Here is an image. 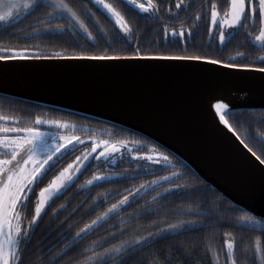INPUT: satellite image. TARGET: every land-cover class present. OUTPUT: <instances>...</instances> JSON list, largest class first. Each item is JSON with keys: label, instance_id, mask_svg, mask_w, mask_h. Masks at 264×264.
<instances>
[{"label": "trees", "instance_id": "trees-1", "mask_svg": "<svg viewBox=\"0 0 264 264\" xmlns=\"http://www.w3.org/2000/svg\"><path fill=\"white\" fill-rule=\"evenodd\" d=\"M68 2L98 39L99 34L87 9L95 13L96 19L104 26L109 38H116L117 29L88 0H68ZM106 2L113 4L122 12L133 29V45L139 38L140 47L146 54L203 55L220 59L225 63L231 61L251 64V67H264L259 60L260 56H264V48H261L254 39L259 34L258 21L256 28L251 30V36L245 33V29L240 28L233 30V34L228 36L226 42L220 44L218 25L214 26L211 23V6L216 4L217 13L222 16L230 7V0H183L181 9L175 7L179 0H152V5L159 9L158 14L162 19L147 18V14L130 10L133 6L125 5L121 0H106ZM37 3L40 6L35 11L16 16L11 20L10 26L0 25V48L28 47L30 49L28 56H58L63 55L65 49L69 55L80 51L89 53L105 51L103 42L97 47H91L92 42L78 27L75 37L70 32L53 35L42 30L35 37L23 38L25 33H31L34 28L43 29V24L39 22H47L49 19L47 13L52 10L50 4ZM141 3L151 7L148 0H143ZM169 8L179 15L175 18L170 16ZM197 14L200 16L199 20L196 19ZM57 23H63L67 27L64 20L52 21L53 25ZM165 26H167V38ZM181 27L186 31L191 30L193 35L184 38L173 36V30L179 33ZM77 41L83 47L77 46ZM113 49L116 54L124 55L131 54L134 50L133 46L124 41L115 43ZM240 52L245 53L248 58L239 57L237 54ZM109 54H112V50H109ZM0 116L8 117L13 121L9 123L8 120H0V127L51 128L57 134L80 136L85 140L84 145H79L81 150L86 145L90 146L89 137L93 141L108 140L114 143L129 141L128 151L124 149L121 153H116L115 162L111 158L99 161L90 158L82 172L77 174L74 182L53 197L50 206L45 207L38 224L30 230V238L21 241L20 247L26 246L23 252V264H45V262L77 264L85 256H91L93 251L103 253L104 248H111L113 245L121 247L122 254L128 256L126 264H231V260L226 255L225 243L229 239H234L232 259L236 264H261L259 254L254 255V253L258 239L260 247L264 248V227L240 224L238 217L246 211L211 188L176 155L144 135L96 118L2 94H0ZM37 116L43 120H61L74 124L76 130L57 129L48 124L36 125ZM226 119H229V123L241 139L264 159V109L234 110ZM135 140L155 145L159 151L165 152L172 158L171 164L133 160L132 156L138 147L134 143ZM98 151L94 155H97ZM79 155L81 151L76 150L63 156L59 160L61 163L52 168L43 182L35 187L36 195L30 197L28 207L16 209L25 224L34 214L40 189L46 187L60 170ZM106 171L116 172L118 175L94 181L91 185L85 183L93 174ZM173 171H179L181 176L172 178L171 182L159 181L151 188L141 190L139 194L130 198L128 205L110 213L94 229L88 231L83 239L75 236L85 224L90 223L124 195H128L129 191H133L142 183L169 175ZM175 184L185 187L175 189L173 187ZM81 185H84L83 188ZM166 188H172V191L165 192ZM61 205L64 207L61 208ZM221 205L223 208L220 207ZM230 205H235L236 210L226 211ZM182 221H191V223L185 224L184 229L179 232H163L154 242L146 243V246L135 251L134 254L133 247L121 243V241H131L133 238L147 237L149 232L166 229L168 224ZM226 233L231 235H225ZM94 242H99L102 247H98ZM66 245L71 251L57 261L56 254L66 251ZM135 248L140 246L136 245ZM85 249H88L86 253ZM122 254L113 252L110 254L111 258L106 256L105 260L108 264H119Z\"/></svg>", "mask_w": 264, "mask_h": 264}, {"label": "water", "instance_id": "water-1", "mask_svg": "<svg viewBox=\"0 0 264 264\" xmlns=\"http://www.w3.org/2000/svg\"><path fill=\"white\" fill-rule=\"evenodd\" d=\"M88 1L108 18L101 5ZM259 68L185 60L17 59L0 61V94L144 135L223 197L264 220V165L220 121L229 108L264 109ZM225 104L228 108L217 109Z\"/></svg>", "mask_w": 264, "mask_h": 264}, {"label": "snow or ice", "instance_id": "snow-or-ice-1", "mask_svg": "<svg viewBox=\"0 0 264 264\" xmlns=\"http://www.w3.org/2000/svg\"><path fill=\"white\" fill-rule=\"evenodd\" d=\"M121 3L125 5H132L130 10H138V12L147 14V18L162 19L159 16V9L152 5V0H148L151 7H146L143 3H137V0H121ZM95 4L101 5L103 9L108 13V18L113 23V26L117 29V35L115 39L109 38L108 33L100 21L96 19L95 13L87 9L88 15L94 21V25L99 39L93 35V32L89 30V27L81 19L75 8L68 2V0H52L49 5L51 12L47 13L48 21L39 22L43 24V29L34 28L31 33H25L23 38L35 37L43 30L53 35H64L66 32H70L73 37L77 34V27L83 31L88 39L92 42L91 47H97L101 42L105 46L103 53H89L86 51L75 52L69 55L67 49L64 50L63 57H30L27 53L30 51L28 47L14 48L3 47L0 48V61H10L17 59H29V58H64L72 60H97V61H119V60H155V61H173V60H185V61H197L206 62L214 65L223 64L228 68H249L251 64L227 62L220 59H213L209 56L203 55H173V54H146L142 51L139 38H137L133 45L132 37L134 35L133 29L129 26L125 19V16L121 11L111 4L106 3V0H95ZM40 5L37 0H0V22L10 26L11 20L20 10L27 13L35 11ZM183 6V0H179L175 4L176 9H181ZM217 5L211 6V23L216 26L219 25V42L223 45L228 36L233 32L226 33L224 26L227 25L229 29L239 30L245 29V33L251 36L252 31L256 28L257 21L259 22V34L255 36V42L259 44L261 48H264V0H231L230 12L225 14V17L218 20ZM168 14L175 18L179 13H173L171 8L168 9ZM230 16V18H229ZM200 16L197 14L196 19L199 20ZM64 20L67 24L57 23L52 24V21ZM212 30L210 29V32ZM173 36L180 38L191 37L193 32L191 30H185L181 27L179 33L175 30L172 32ZM165 37L167 38V26H165ZM119 41L133 46L134 50L131 54H116L113 45ZM77 46L83 47L76 42ZM109 50H112V54H109ZM242 59H247L245 53L240 52L237 54ZM260 63L264 64V56L259 57ZM260 72H264V67L258 69ZM224 107L228 108V105H217V109ZM232 109L220 116V121L228 127L232 132H235L233 126L229 123V119ZM0 120H8L9 123L13 121L8 117L0 116ZM36 125L48 124L57 127V129H68L75 131L76 126L69 124L61 120H43L39 116L35 119ZM51 135V141L46 139ZM89 139V145H86L82 150L79 149V145H84L85 140L77 135H52L48 132L41 131L39 127H0V264H23V252L26 249L21 248L20 244L22 240L30 238V230L34 225L38 224L42 213L45 211L46 206H50V201L54 196L61 193L72 184L77 178V174L82 172V169L86 166V162L91 159L101 160L111 158L115 162V153L121 152L122 149L127 150L129 141L122 140L118 144L108 140H95L91 137ZM75 142V143H74ZM134 143L138 146L135 154L132 156L133 160H147L152 161L155 164L167 163L171 164L172 158L163 151H159L155 145H149L145 141L135 140ZM241 143H244L241 140ZM119 145V146H118ZM245 148L252 153L253 156L264 165V159L258 156L256 152L252 150L246 143ZM143 149V153H141ZM63 150V151H61ZM80 150L81 155L76 156L72 163H69L67 167H64L58 172L47 184L46 187L40 189L37 202L34 206V214L31 220L24 223L17 208L26 209L30 203V197L36 195L35 187L42 183L44 177L54 167V165L69 152ZM99 150L98 155H94ZM59 154V155H57ZM155 154V155H153ZM55 157V159H54ZM51 162V163H50ZM31 165V167H29ZM47 166V167H46ZM175 167V166H174ZM181 173L179 171H173L169 175L159 177L156 180L147 181L134 188L133 191H129L128 195H124L116 203H113L106 211L98 215L90 223L85 224L75 236L83 239L84 235L88 231L94 229L98 223L109 216L110 213L116 212L118 209L130 203V198L139 194L141 190H147L152 185L157 184L159 181L171 182L172 178H179ZM103 175L93 174L91 179L85 181L86 184L91 185L94 181L103 180ZM84 185H81L83 188ZM175 189L185 187V185L175 184ZM165 192L172 191V188L164 189ZM64 205H61L63 208ZM223 208V205L220 206ZM236 210L235 205H230L226 211L232 212ZM211 214V209H209ZM199 214V213H194ZM238 222L242 225L259 224L260 221L247 212H244L238 217ZM191 223V221H182L179 223L168 224L166 229H160L156 232H149L147 237L133 238L131 241H121L122 244H128L133 247V254L135 251L141 250L146 243L154 242L156 237L161 236L165 231L179 232L184 229V225ZM123 235V232H121ZM225 235L230 236V233ZM115 236V233L113 234ZM98 247H102L99 242H94ZM227 247L226 255L231 260V264H236V261L232 259L234 249V239L225 241ZM139 245L140 248H135ZM66 251H62L56 254V260L58 261L62 256L67 255L70 248L65 246ZM7 249V250H6ZM88 249H85L86 253ZM122 254L123 249L113 245L111 248H104L103 253L93 251L91 256H85L77 264H108L105 257L111 258V253ZM255 254H259L261 264H264V248L260 247L259 239L256 243ZM215 255V253H214ZM128 256L121 255L119 264H126ZM47 264V262H45Z\"/></svg>", "mask_w": 264, "mask_h": 264}, {"label": "rangeland", "instance_id": "rangeland-1", "mask_svg": "<svg viewBox=\"0 0 264 264\" xmlns=\"http://www.w3.org/2000/svg\"><path fill=\"white\" fill-rule=\"evenodd\" d=\"M37 2H46V3H48V4H51V3H52V0H37ZM230 2H231V0H230ZM229 12H230V7L228 8V10H227L226 12L223 13L222 16L218 14V20L224 18V17H225V14H226V13H229ZM24 13H25V11L20 10L19 13L16 14V15L14 16V18H15L16 16L22 15V14H24ZM14 18H13V19H14ZM229 18H230V16H229ZM2 24H4V23H3V22H0V25H2ZM224 28H225L226 33H228V32H232V31H233V29H229V28L227 27V25H225ZM218 29H219V31H220V27H219V25H218ZM41 131L48 132V133H50V134H52V135L57 134L56 131H54V130L51 129V128H50V129H41ZM59 135H63V134L61 133V134H59ZM46 139H48L49 141H51V135H49ZM117 144H118V143H117ZM118 146H119V145H118ZM128 147H129V146H128ZM128 147H127V151H128ZM122 150H124V149H122ZM122 150H121V152H122ZM0 151H2V149H0ZM121 152H120V153H121ZM98 154H99V151H98ZM98 154H97V155H98ZM115 154H116V153H115ZM115 154H114V155H115ZM71 163H72V162H71ZM29 167H31V165H30ZM66 167H67V166H66ZM57 174H58V173H57ZM57 174H56V175H57ZM96 175H103L105 178H112V177L117 176L118 173H116V172L106 171V172L98 173V174H96ZM91 178H92V177H91ZM91 178H90V179H91ZM256 220L260 221V223H259V224L252 225V226L264 227V221L259 220V219H256ZM249 225H250V224H249ZM6 250H7V249H6Z\"/></svg>", "mask_w": 264, "mask_h": 264}, {"label": "flooded vegetation", "instance_id": "flooded-vegetation-1", "mask_svg": "<svg viewBox=\"0 0 264 264\" xmlns=\"http://www.w3.org/2000/svg\"><path fill=\"white\" fill-rule=\"evenodd\" d=\"M143 0H137V3L139 4V3H141ZM61 151H63V150H61ZM57 155H59V154H57ZM54 159H55V157H54ZM51 163V162H50ZM61 162L60 161H58L55 165H54V167L56 166V165H58V164H60ZM47 167V166H46ZM54 167H52V168H54ZM52 170V169H51ZM50 170V171H51Z\"/></svg>", "mask_w": 264, "mask_h": 264}]
</instances>
